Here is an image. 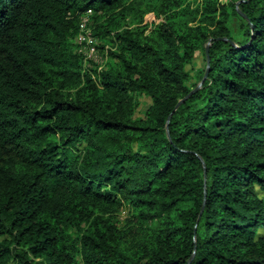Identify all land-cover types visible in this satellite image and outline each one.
Wrapping results in <instances>:
<instances>
[{"label": "trees", "instance_id": "trees-1", "mask_svg": "<svg viewBox=\"0 0 264 264\" xmlns=\"http://www.w3.org/2000/svg\"><path fill=\"white\" fill-rule=\"evenodd\" d=\"M262 193L264 0H0V264H264Z\"/></svg>", "mask_w": 264, "mask_h": 264}, {"label": "rangeland", "instance_id": "rangeland-1", "mask_svg": "<svg viewBox=\"0 0 264 264\" xmlns=\"http://www.w3.org/2000/svg\"><path fill=\"white\" fill-rule=\"evenodd\" d=\"M146 8H147V6H146ZM93 13H94V10H93ZM139 16L140 15L138 14V11H136V12H132V13L127 14L125 17H120L117 26H119V28H120V26H121V28L122 27H129V28L139 27L140 22H138V19H137V18H139ZM164 17H165V15H163V14L158 16L155 11H150V12L146 13L145 17H144V22L142 23V24H144V23L148 24L146 34H150L151 29L153 27H155L156 24L161 22V20ZM107 18H108V16L106 14H103L99 17L98 22L107 23L108 22ZM142 24H140V26ZM93 25H94V19H93V17H90V21H89L87 27H88V30L89 31L91 30L92 33H94L93 29H92ZM95 36L97 37L98 49L100 51V53H99L100 60H101L100 65L107 66L106 65L107 62H110V61L112 63H115L117 59L115 57H112V55L109 54V50L114 48V44L111 41V39L109 37H103V36H99V35H95ZM92 65L94 66V64H92ZM187 67L191 68L192 74H195L197 69H199V68L201 69V68L205 67V56L201 50H198L196 52L194 61L192 63H190ZM192 80L195 81V78H193ZM137 100L139 101V103L137 104V106L135 108V116H138V117L144 116L147 107L152 102L151 97L147 94H138ZM262 194H264V193H262ZM118 213L119 214L116 215V220L118 222V225L124 231L129 230V228L131 227L132 223L135 220V218L132 215L131 210L129 209V207L126 206V207H122V209ZM78 264H82V261L80 260V258H79Z\"/></svg>", "mask_w": 264, "mask_h": 264}, {"label": "built area", "instance_id": "built-area-1", "mask_svg": "<svg viewBox=\"0 0 264 264\" xmlns=\"http://www.w3.org/2000/svg\"><path fill=\"white\" fill-rule=\"evenodd\" d=\"M92 13L93 9L89 8L82 15L79 23V31L75 35L74 40L78 44V48L80 49L79 51L84 54V57L87 60H92L100 64L101 60L97 37L91 32V30L89 31L87 27Z\"/></svg>", "mask_w": 264, "mask_h": 264}, {"label": "water", "instance_id": "water-1", "mask_svg": "<svg viewBox=\"0 0 264 264\" xmlns=\"http://www.w3.org/2000/svg\"><path fill=\"white\" fill-rule=\"evenodd\" d=\"M209 45H210V43L208 44V46H207V49H206V51H207V56H208V63H209ZM208 71H209V69H207V71H206V74H205V77L207 76V74H208ZM205 77L197 84V86L195 87V88H193L186 96H184L182 99H180L179 100V102L177 103V105H176V108L181 104V103H183L187 98H189L194 92H196L199 88H200V86H201V84L203 83V81H204V79H205ZM169 121H170V118L168 119Z\"/></svg>", "mask_w": 264, "mask_h": 264}]
</instances>
